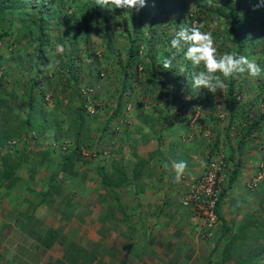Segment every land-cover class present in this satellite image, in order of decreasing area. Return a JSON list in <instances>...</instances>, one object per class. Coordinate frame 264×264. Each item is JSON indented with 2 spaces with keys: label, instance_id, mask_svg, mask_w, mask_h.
<instances>
[{
  "label": "rangeland",
  "instance_id": "obj_1",
  "mask_svg": "<svg viewBox=\"0 0 264 264\" xmlns=\"http://www.w3.org/2000/svg\"><path fill=\"white\" fill-rule=\"evenodd\" d=\"M203 2L209 9L207 7L198 12L194 0H187V12L193 16L191 25L202 24L203 31L212 33L218 55L237 52L227 32L230 26L228 8L219 0ZM259 3V6L250 5L249 10L239 9L243 22L238 36L244 39L247 35L243 36V32L249 30L258 40L251 51L243 46L241 55L255 61L262 71L257 77L248 73L235 77L239 94L234 105L235 117L230 124L226 89L213 94L204 88H193L192 76L203 71V65L194 66L185 59L183 51L171 48L170 41L166 43L173 30L170 22H174L175 12L156 16L155 23L159 25L154 26L158 32L151 31L153 36L146 37L139 47H134L136 58L129 66L125 63L131 42L128 31L132 30V23L128 24L127 30L118 32L116 25H112L110 45H107L102 30L91 27L86 45H82L81 36L77 41V46L85 47L90 56L85 57L84 52H79L84 59L76 75L72 78L62 76L61 81L69 82V85L54 83V88L47 91L42 100L34 98L30 114L39 124L0 147V155L6 151L15 153L20 162L15 171L17 182L9 188L0 187V194H3L0 204L15 214L25 205L23 202L30 201L65 210V217L59 220L51 215L42 221L38 225L41 232L48 224L62 229L60 225L64 226L69 219H84L89 225L87 220L106 215L108 209L114 206L116 211L103 221L97 231L105 245L109 244V239L128 235L130 221L135 226V235L163 237V241H171L166 246L173 245L181 251H197L203 257L197 258L198 264H252L249 257L255 251L259 254L258 264H264V239L251 238L240 246L244 232H237L241 226L264 219V170L261 166H264V120L259 126L262 129L252 132L238 149L247 129L244 118L247 115L254 117L264 108V20L260 21L264 6L262 0ZM214 8H219L223 15L214 13ZM132 12L136 20L138 11L133 8ZM122 15L127 18L128 12L123 10ZM151 16L152 12L143 20L142 27L147 36ZM185 21L187 25V18L179 19L181 27ZM111 22H114L112 18ZM74 36H79L78 28H75ZM7 46L0 40V52L8 59L0 67V82L5 83L0 88V112L10 108L23 117L29 109L26 87L32 79L37 85L45 77L41 74L38 78L34 74L29 60L33 53H12ZM65 46L68 48L69 44ZM63 51L62 43H57L51 55L42 58L41 66L46 78H53L54 68H57L55 58L57 61L65 59L61 56ZM173 56L172 67L165 69L163 61ZM117 59L121 60V66H125L124 72L120 70ZM4 68L9 70L6 75ZM181 68L185 69L183 73ZM72 150L77 151L78 157L75 155L74 160L66 165L69 169L64 170L61 167L62 157ZM22 151L25 152L23 156L20 155ZM136 157L150 160L145 169L147 171L135 181L137 186L150 182L148 179L144 181L146 177L162 175L165 181L162 178L160 184L155 178L150 180L153 189L157 187L163 195L130 196L132 187L116 185L118 175L113 163L121 164L126 177L131 179ZM218 158H228L231 168L238 165L239 171L234 185L219 203L212 227L208 228L198 211L193 216L179 201L185 184L198 177L210 160ZM179 161H186L187 167L180 181L176 182L173 165ZM94 166L101 169L107 180L101 179ZM62 171L70 174L68 179L55 185H58L59 193L54 195L53 201L44 199L42 192L48 187L50 179ZM57 180H61L60 175ZM142 188L143 192L147 186ZM117 196L121 198L123 208L130 209L128 219L122 218L120 203L116 206ZM147 199L151 206L146 208L145 205L149 204ZM133 204L137 205L133 207ZM73 225H76L75 222ZM88 228L94 230L92 226ZM141 239L148 242L146 237ZM60 254L57 252L55 256ZM35 264H39L37 259Z\"/></svg>",
  "mask_w": 264,
  "mask_h": 264
},
{
  "label": "trees",
  "instance_id": "obj_2",
  "mask_svg": "<svg viewBox=\"0 0 264 264\" xmlns=\"http://www.w3.org/2000/svg\"><path fill=\"white\" fill-rule=\"evenodd\" d=\"M194 2L197 6L198 12L204 9L206 10L208 7L203 0H194ZM234 2L235 5H233ZM258 2L259 0H219L221 5L228 8L230 26L228 27L227 32L229 38H231V41L234 42L237 48V53L240 55L243 52V46L251 51L255 44L258 43V40L254 37V35H251L248 32L249 30H245L243 32V36L247 35L244 39L239 38L238 30H242L241 22H243L242 16H239V9L246 8L249 10L250 5L256 4L259 6L260 3L258 4ZM262 3L264 6V0H262ZM186 4L187 0H146L145 6L138 10V17L134 20L132 9L115 8L113 5L101 7L97 5L96 0H0V40L2 41V44H8L7 49L12 51V53H20L22 51L33 53L32 58L29 60L32 62L31 66L34 69V74H36L38 78L41 74H43L42 77H45L44 80L41 78L38 82V87L34 79H32L30 85L26 87L28 94L26 105H28L29 109L23 117H19L10 108H5L4 111L0 112V147H3L13 137L25 135L28 130L35 128L36 124H39L37 119L32 117L30 114L32 101L34 98H40L42 100V97L46 95L47 91L54 88L52 87L54 83L62 82V76L67 75V78H72L76 75L77 69L79 68L78 66L81 61H83L84 56H90L85 47L81 48L80 46H77V41H79L81 36L82 38L80 41L82 42V45H86L85 41L86 38H88L87 33L91 27L102 30L105 34V41L107 45H110L112 41L110 35L112 25H116L115 29L118 32L120 30H127L128 24L132 23V30L128 31L131 37V42L127 49V58L125 63L126 66H129L136 58V51L134 50V47H139L141 42H143L146 37L148 38L149 36H153L151 31L155 34L158 32H156L154 25H159L155 23V19L160 13H162L163 16H167L168 13L175 12V16L177 17L174 22H170L176 26L170 33V38L166 41V43H169V41L171 42L175 32L180 28L191 26L193 16L187 12V8L185 6ZM123 10L128 12L127 18L123 17ZM213 11L214 13H221L223 15V12L219 10V8H214ZM259 11L260 10L258 9V13ZM263 11L264 10H262V12ZM151 12V26L148 29L149 35L147 36L143 31L144 28L142 25L144 24V18L147 19ZM262 15L263 14L261 13L260 21L264 20V15ZM111 18L114 22H111ZM181 18H184L185 20L187 18L189 23L187 22L186 25L185 21L184 25L181 27V24H179V19ZM136 26L138 28H136ZM75 28L79 29V36L77 38L74 36ZM4 39H7L9 42H6ZM57 43H62V49L64 51L62 52V55H60L65 59L57 61L55 58L54 64H56L57 68H54L53 78H46L47 75L44 73L41 66L43 61L42 58L51 55L53 47ZM66 43L69 44L68 48L65 46ZM79 52H84V56H82ZM7 61L8 59L5 58L2 52H0V67ZM116 61L120 70H123L124 72L125 66H121V60L117 59ZM4 69L5 75L9 73V70L6 68ZM24 71L28 73L27 70ZM14 73V75H18L17 72ZM62 83L63 86L69 85V82ZM4 84V82H0V88L3 87ZM227 85L226 95L228 97V109L230 110V124L235 117L234 110H236V108L234 105L238 102L237 96L239 91L237 90L235 84V77L230 78L227 81ZM117 104L119 105V100ZM248 109L249 107H247V113H249ZM117 112L118 109H116L115 113ZM263 120L264 108L258 111L256 116L249 117V115H247L244 118V123H246L247 129L241 138L238 148L241 149V145L243 144L245 138H247L252 132L256 129H262L259 126H261ZM262 127L264 128V124ZM24 153L25 152L22 151L20 152V155L23 156ZM77 154L76 150L68 152L66 156L62 157L61 167L64 170L69 169L66 165L71 163ZM76 157H78V155ZM148 162L149 158L142 159L140 157H136L132 165L131 179L126 177L124 167L121 164L116 165L113 163L115 174L118 175L115 181L116 185H124L126 188L132 187L134 193L141 192V190H143L142 187L148 186L149 182H142V187H140L137 186L135 181L141 178L144 171H147L145 169ZM19 165L20 162L19 159L16 158L15 153L10 154L6 151L3 155H0V187L5 186L9 188L17 182L18 177L16 176L15 171ZM96 167L94 166L95 171ZM238 171V165H236L228 174L227 185L222 188L217 202L216 212L225 192L231 188L233 182L235 181ZM96 172L100 174L103 181L107 180L105 175L102 174L100 168L97 167ZM59 175L61 180H57ZM69 175V173L62 171L54 178H51L48 187L42 192L43 198L50 202L53 201L54 195L59 193V189L57 187L58 185H55L62 180L68 179ZM2 195L3 194H0V196ZM116 199V206L117 203L118 205L120 203V207L122 208V218L128 219L131 214L130 209L127 210V207L123 208L122 201L119 196H117ZM36 204L30 201V203H28V207L26 208L27 210L20 211V214L17 213V215H15L17 216L15 217V220L13 219L12 223H6L4 229H13L16 234L20 231L22 234L26 233V235H30L34 241L31 246L32 250L38 254L46 253V259H44V255H39V258L37 259L39 264H73L76 262L78 258L77 256H84V258H87V247L80 246L68 238L63 233L61 228L48 227L43 234L39 231L37 232L35 227L37 222L40 221V218L35 215V210L39 205L43 206L47 205V203L36 202ZM48 204L52 203L48 202ZM31 206H34L33 210H31ZM115 209L116 208H114V206H111V208H109L105 213L106 215L100 217L97 216V219L100 218L101 221L106 220V218H109L108 216L113 215L112 213L113 211H116ZM64 211V209H61L59 214H54L55 220L65 217ZM13 226H15V228ZM237 232H244L242 233V239H240V246L242 244L244 246L247 240L251 238H255L257 240L264 239V219H260L257 223L251 222L246 226H241L237 229ZM53 249L56 250V252H50ZM225 250L226 248H224V251ZM57 252H60L62 256L61 254V257L55 256ZM258 256L259 254L255 251V253L249 257L252 264H258ZM64 258H66V261L69 262H64ZM32 260L33 258L31 257V261ZM23 261L24 259L18 258V264H23Z\"/></svg>",
  "mask_w": 264,
  "mask_h": 264
},
{
  "label": "crops",
  "instance_id": "obj_3",
  "mask_svg": "<svg viewBox=\"0 0 264 264\" xmlns=\"http://www.w3.org/2000/svg\"><path fill=\"white\" fill-rule=\"evenodd\" d=\"M153 178H155V176ZM153 178H144V181H147L146 179L150 181V185L147 186V189H144L143 192L141 191L139 193H134L133 191V193H130V196L135 194L137 197H150L153 193L157 195H163L162 191H159L157 187L156 189H153L154 186H152V182L150 180ZM162 178L163 176L159 175L155 178L156 182L160 184ZM163 179L164 180L162 181H165V178ZM145 191H147L146 195ZM1 200L3 199L0 198V201ZM146 202L149 203L145 205L146 208L150 207V200L147 199ZM23 203L25 205L16 210V214H14V212H10V210H6L5 206L0 204V264H18V258L24 259L23 264H35L34 261L39 258V255H44V259H46V253L38 254L32 250L31 246L34 241L30 235H26V233L22 234L20 231L16 234L13 229L8 231L4 229L6 223H12L13 219L15 220V217H17L15 215H17V213L20 214V211L27 210L26 208L30 202ZM136 205L137 204H133V207ZM33 207H30L31 210L34 209ZM60 211V208L38 206L35 210V215L37 217L39 216L40 218V221L37 222L35 227L37 232L39 231L43 234L48 227H52L50 224H48L47 228L41 232L38 228V225L42 221H46V219L51 217V215L59 214ZM9 213L11 215H8ZM69 215L72 216V214ZM41 216L43 219H41ZM87 221L89 225L85 224L86 221L84 219H76V221L69 219L65 221L66 224H64V226L60 225L62 227L63 233L68 238L80 246L87 247V258H84V256H77L78 258L73 264H198L199 259L197 258L199 257L200 259H203V257L199 255L197 251H181L178 247L175 248L173 245L172 247L174 248H172L171 245L166 246L165 244H170L171 241L165 242L163 241V237L154 235L142 236L146 237L148 241L143 242L145 240L141 239V236L133 234L135 231V226L134 224L132 225L130 221L128 222V235H121L118 238L114 237L112 240L109 239V244L105 245L100 239V234H97L99 227L102 226L104 222L101 221L100 218ZM74 222L76 225H73ZM58 225L59 224H57V226ZM89 226H92L94 230L89 229ZM13 227L15 228V226ZM80 228H82V232L80 231ZM165 246L167 248L166 250H164ZM59 256L60 255L57 257ZM31 257L33 258L32 261ZM64 262L69 261H66V258H64Z\"/></svg>",
  "mask_w": 264,
  "mask_h": 264
},
{
  "label": "clouds",
  "instance_id": "obj_4",
  "mask_svg": "<svg viewBox=\"0 0 264 264\" xmlns=\"http://www.w3.org/2000/svg\"><path fill=\"white\" fill-rule=\"evenodd\" d=\"M96 3L101 7H106L107 5H113L115 8H124V9L134 8L138 11L140 8L145 6L146 0H96ZM176 19L177 17H175V20ZM179 24L182 23L179 22ZM175 26H176L175 24H172L171 25L172 29L175 28ZM203 27L204 26L199 23L187 27H182L175 32L174 37L171 39L170 42L171 48L176 49L177 52L183 51L185 59L191 61V63L194 66H198L201 64L203 65L204 70L199 71L198 73H195L192 76L191 83L193 88L196 89L204 88L207 89L209 92L215 94L218 90L219 91L225 90L228 86L227 81L230 78H234L239 74L248 73L252 77H257L260 75L262 71L261 67L255 61L250 60L245 55H240L236 51L225 52L222 55H218L212 33L208 31H203L202 30ZM173 59H175L174 56L171 58H166L163 61V67L165 69H170L172 67ZM184 70H185L184 68H181L180 70L181 73H183ZM227 159L228 158L216 159V160H223L228 167V168L226 167V177L222 188L227 185L228 174L232 170ZM216 160H210L207 166L212 161H216ZM261 166H262V170H264L263 164ZM173 167L176 174L175 181L179 182L187 167V162L186 161L174 162ZM203 172L199 174L198 177L194 178L191 182L189 183L187 182L185 184L186 188L180 198L179 201L180 203L182 197L187 192L188 184L190 183L193 184L203 174ZM258 176H260V174H258ZM235 181L233 182V185ZM216 207H215V212H216Z\"/></svg>",
  "mask_w": 264,
  "mask_h": 264
},
{
  "label": "built area",
  "instance_id": "obj_5",
  "mask_svg": "<svg viewBox=\"0 0 264 264\" xmlns=\"http://www.w3.org/2000/svg\"><path fill=\"white\" fill-rule=\"evenodd\" d=\"M226 167L223 160L212 161L193 184H188L187 192L181 199V204L193 214L198 211L208 228L216 219L215 207L225 181Z\"/></svg>",
  "mask_w": 264,
  "mask_h": 264
}]
</instances>
